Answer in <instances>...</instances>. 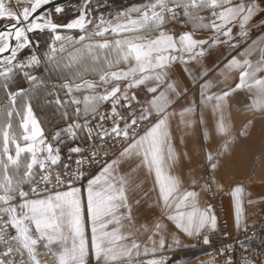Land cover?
<instances>
[{"label": "snow or ice", "instance_id": "6c2138e0", "mask_svg": "<svg viewBox=\"0 0 264 264\" xmlns=\"http://www.w3.org/2000/svg\"><path fill=\"white\" fill-rule=\"evenodd\" d=\"M67 15L55 0H0V264H179L168 253L196 246L185 241L217 240L200 264H264L248 234L264 165L234 179L241 138L264 122V0H145L108 17L80 0ZM35 33L48 34L42 54Z\"/></svg>", "mask_w": 264, "mask_h": 264}, {"label": "crops", "instance_id": "0c3cea01", "mask_svg": "<svg viewBox=\"0 0 264 264\" xmlns=\"http://www.w3.org/2000/svg\"><path fill=\"white\" fill-rule=\"evenodd\" d=\"M235 31V30H234ZM259 35V32L253 35V39ZM239 51H243L241 48ZM238 52H232L231 55H238ZM225 55H228V50L226 47H220L219 51H213L212 55L209 57V65L212 63H219ZM230 58V56H229ZM220 67H223V64H220ZM219 69H217V72ZM237 100H240L241 97H237ZM245 122L243 116L238 115L236 119V127L239 129L241 125ZM249 136L242 137L241 142L236 148V159H237V174L234 179L237 181H246L248 174L255 169L257 174L260 173L261 165H264V159L261 158V152L264 151V122L259 118L256 119L253 125L249 126ZM254 190L257 194L264 192L259 186V181L254 186ZM221 199L222 205L225 210V221L229 230L234 231L231 225L230 212H229V200L228 195H218ZM257 216L254 217L255 222L257 223L260 219L261 209H256ZM143 240V237H140ZM185 243H194L195 241H185ZM194 247L180 248L176 252H169L168 255H172V258H175L176 261H179V264H200L201 260H206L207 253L204 251H197L190 254L181 253V251L190 249ZM205 256V257H204ZM195 257V259L193 258ZM206 258V259H205Z\"/></svg>", "mask_w": 264, "mask_h": 264}, {"label": "trees", "instance_id": "16d2710c", "mask_svg": "<svg viewBox=\"0 0 264 264\" xmlns=\"http://www.w3.org/2000/svg\"><path fill=\"white\" fill-rule=\"evenodd\" d=\"M123 1H128V0H120V4L119 3H114V5H112L113 9L120 8V9H124L126 7V5H130V4H142L145 2V0H131L130 2H127L125 4H122ZM77 2V0H73L72 2H70L69 4H67L65 7L66 9L69 11H73V9H71V7ZM122 2V3H121ZM128 7V6H127ZM73 16V13L67 16H63L61 17V22L70 20ZM32 40L35 44L39 45V50L40 53L42 54L44 51L47 50V45L49 43V37L47 33H35L32 34ZM28 52H25L24 55H28ZM34 74H38L41 76H44L46 79L49 77V73L45 71L44 67L39 68ZM50 82L52 83H57L59 82L57 80V76L55 73L51 74V80ZM17 84H22L24 87H27V84L24 83L23 78L22 77H18L17 78ZM33 105H34V112L36 114V116L43 121L44 123V127L51 129V130H55L56 127L58 126V124L60 123L59 120V115L56 112L54 106L49 105L47 103V100L45 98V94L44 93H38L36 98L32 101ZM198 250L195 248H190V249H186L181 251V253L184 254H190V253H194L197 252Z\"/></svg>", "mask_w": 264, "mask_h": 264}, {"label": "built area", "instance_id": "2783aa9c", "mask_svg": "<svg viewBox=\"0 0 264 264\" xmlns=\"http://www.w3.org/2000/svg\"><path fill=\"white\" fill-rule=\"evenodd\" d=\"M213 204H214L215 210H216L218 217H219L220 227L224 231L233 233V239H235L236 235H235L234 231L229 230L227 225H226L225 210H224V207L222 205L221 199L218 196H216L215 199L213 200ZM262 230H264V215L260 216L259 221L256 223V227L254 229H250L249 233H248L249 235H253V233H255V235H256V239L254 241L250 242V245L257 252L264 251V243L261 242ZM219 243H220V241L217 240L216 243L213 245H203L202 242H196L195 241L196 246L194 248L197 250H210V257H211V254L213 253L214 249L216 247H219ZM238 255H239V252H238ZM210 257H209V259H210ZM168 259L172 260V255H168ZM93 264H95L94 261H93Z\"/></svg>", "mask_w": 264, "mask_h": 264}, {"label": "rangeland", "instance_id": "374dc122", "mask_svg": "<svg viewBox=\"0 0 264 264\" xmlns=\"http://www.w3.org/2000/svg\"><path fill=\"white\" fill-rule=\"evenodd\" d=\"M73 1V0H72ZM71 1V2H72ZM131 0H128V1H123V3L122 4H125V3H127V2H130ZM79 2H80V0H77V2L71 7V9H73V10H75V8L78 6V4H79ZM119 3L120 4V0H93V7H94V9H95V14L97 15V16H99V15H103V16H105V17H108V16H110V15H115L118 11H121V10H125V9H127V8H129V7H132V6H136V5H139V4H130V5H126V7L124 8V9H120V8H117L116 7V9H113L112 8V5H114V3ZM69 4V3H68ZM67 5V4H66ZM65 5V6H66ZM128 6V7H127ZM72 13H74L73 11H69L68 12V15H70V14H72ZM255 33H257V32H255ZM254 33V34H255ZM43 34V33H42ZM253 34V35H254ZM198 251H204V252H206L207 253V256H206V258L207 259H209V257H210V250H198ZM205 257V256H204ZM205 258V259H206ZM173 259V258H172ZM206 259V260H207Z\"/></svg>", "mask_w": 264, "mask_h": 264}, {"label": "water", "instance_id": "95a60500", "mask_svg": "<svg viewBox=\"0 0 264 264\" xmlns=\"http://www.w3.org/2000/svg\"><path fill=\"white\" fill-rule=\"evenodd\" d=\"M72 0H55V2L62 3L64 6L70 3Z\"/></svg>", "mask_w": 264, "mask_h": 264}]
</instances>
